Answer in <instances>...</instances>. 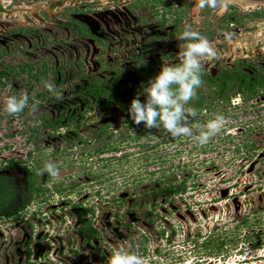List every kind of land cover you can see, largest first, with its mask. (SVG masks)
I'll return each mask as SVG.
<instances>
[{
	"label": "rangeland",
	"instance_id": "obj_1",
	"mask_svg": "<svg viewBox=\"0 0 264 264\" xmlns=\"http://www.w3.org/2000/svg\"><path fill=\"white\" fill-rule=\"evenodd\" d=\"M228 8L243 26L264 16V0H227ZM220 13L199 10L196 0H0V68L45 67V82L63 94L57 99L45 88L41 99L12 116L4 103L12 96L9 80L0 85V168L25 165L35 174L23 208L0 216V264H108L118 249L135 252L145 264H264L263 87L244 100L236 94L229 104L214 100L202 116H189L190 126H201L189 137L137 126L128 107L114 98L105 107L87 89L120 85L121 94L132 92L143 102L144 74L178 63L186 25L227 56V46L213 37L225 23ZM78 22L90 35L77 32ZM231 67L217 56L202 71ZM246 68L264 75V55ZM14 79L23 82L19 93L45 83L29 90L25 73ZM72 110L83 112L76 124L50 135L38 127L41 116ZM216 115L225 117V126L201 145L196 136ZM100 125L111 134H99ZM49 161L58 176L37 175ZM167 172L184 177L183 189L157 198L144 218L128 193Z\"/></svg>",
	"mask_w": 264,
	"mask_h": 264
},
{
	"label": "clouds",
	"instance_id": "obj_2",
	"mask_svg": "<svg viewBox=\"0 0 264 264\" xmlns=\"http://www.w3.org/2000/svg\"><path fill=\"white\" fill-rule=\"evenodd\" d=\"M196 3L199 10L227 9V0H196ZM180 38L187 43L178 51V63L162 65L155 76L142 84V93L145 96L143 102L137 95L131 100L127 111L137 126L142 124L145 129L162 126L173 137H189L193 136L194 127L200 129L201 126L189 125V116L195 117L197 113L195 109L186 108L185 105L197 98V89L203 83L201 76L204 63L217 58V52L212 42L190 25L185 26ZM44 87L57 99H63V94L52 83L45 82ZM28 102L29 96L26 92H21L19 96H9L4 102L5 111L15 116L28 106ZM32 108L35 111L36 105L33 104ZM225 123L224 116L216 115L202 126L196 139L201 145L207 144L221 132ZM45 172L53 178L59 174L56 165L51 161L44 165L42 171L37 170V175ZM108 264H145V260L133 251L118 249L112 253Z\"/></svg>",
	"mask_w": 264,
	"mask_h": 264
},
{
	"label": "trees",
	"instance_id": "obj_3",
	"mask_svg": "<svg viewBox=\"0 0 264 264\" xmlns=\"http://www.w3.org/2000/svg\"><path fill=\"white\" fill-rule=\"evenodd\" d=\"M176 18L177 17H174L175 20ZM77 24V32L79 34L84 36L90 35L86 25H82L80 22ZM19 30L23 31V28H19ZM46 72L47 70L45 67H39L36 69L31 63H21L15 66L8 65L0 68V85L4 84L3 79H8L9 86H7V90L9 95L19 96L21 94L18 92L19 86L22 85L23 82L21 79L18 81L14 79L17 74L25 73L27 79H25L24 84H26V87L31 90L35 83L39 81L45 82ZM158 72V70H154L144 74L145 76L142 79L141 84L147 83L145 77L149 79ZM201 79L203 83L200 88L197 89V98L189 101V103L185 105L186 108L195 109L197 114H201L203 111L205 112V110H209V107L212 108L214 100L224 102V104H229L231 98L235 97L236 94L244 100L257 93L261 87L264 88V75H257V72L247 73L241 69H234L233 71L217 70L212 74H205L202 71ZM120 88L121 86L119 85V87L117 86L108 90L103 86L99 87L98 84H92L87 87L88 90H91L96 95L101 96L100 103H102L105 107L108 106L112 98L119 101V107H129L130 102L133 99L132 92L130 95H124L120 93ZM45 90L46 89L43 86L40 90H37L32 94L27 93L29 96L28 106L34 101V99H41ZM82 113V111L72 110L65 111L63 114H57L55 118L51 119L46 116H41L38 127L41 129L47 128L49 130L47 133L50 135V133L55 131L59 126H65V124L69 122L76 124ZM200 116H202V114L199 115V117ZM122 120H125L124 117ZM28 130L29 136L33 135L36 132V126L29 128ZM73 132H75V130H73ZM103 132L106 135L111 134L110 131L105 130L103 125H100L98 133L103 134ZM67 137L71 138L72 136L68 134ZM101 139H103V137H101ZM103 144L106 143L102 142L100 147H102ZM252 146L253 144H242L241 147L246 150L252 149ZM15 167L24 173L27 182V189L25 192H18L8 177L3 175L0 176V214L2 213L4 216H10L19 209L23 208V206L28 202L26 194L35 182V174L31 169L25 165H16ZM160 174H158L154 179L148 180V183H144L148 186H138L135 191L128 193V196L131 199V208H133L134 205L142 207V215L144 218H147V215L151 214V207L154 205L157 198L161 197L162 200L168 197L171 198L174 194L177 192L180 193V190L183 189V183H185L184 177H177L175 173L172 172L164 173V175ZM4 196L6 198H4ZM123 198L124 196L119 197V199ZM84 208L85 210L90 209L88 207Z\"/></svg>",
	"mask_w": 264,
	"mask_h": 264
},
{
	"label": "flooded vegetation",
	"instance_id": "obj_4",
	"mask_svg": "<svg viewBox=\"0 0 264 264\" xmlns=\"http://www.w3.org/2000/svg\"><path fill=\"white\" fill-rule=\"evenodd\" d=\"M233 3L238 4L236 2ZM227 10L228 12H225V10L221 11L219 17H221V20L225 21V23H221L220 29L213 37L220 47L221 44L227 46V56L224 57V55H220V53H217V56L223 58V61L225 60L227 63H231L232 67L218 70L233 71L234 69H241L247 73H252L251 70L248 71L247 68L244 69V67L250 65L256 54L264 55V16H260L259 19H250L245 23V26H243L239 18H237L239 14L233 12L235 9L228 8ZM225 13L230 14L228 20H225V16L222 17ZM240 28L241 30L239 31ZM246 28H250L251 30H246ZM236 63H238V65ZM254 72L256 73V70ZM1 175L8 177L18 192L26 191L27 182L24 173L16 167L13 166L11 168V166H6L0 168V176ZM18 175L19 177L16 178ZM4 198L6 197L4 196ZM1 215L2 213L0 216Z\"/></svg>",
	"mask_w": 264,
	"mask_h": 264
},
{
	"label": "bare ground",
	"instance_id": "obj_5",
	"mask_svg": "<svg viewBox=\"0 0 264 264\" xmlns=\"http://www.w3.org/2000/svg\"><path fill=\"white\" fill-rule=\"evenodd\" d=\"M248 4H250V5H244V6H246V7H248V6H250V7H253V5H254V3L253 2H249Z\"/></svg>",
	"mask_w": 264,
	"mask_h": 264
},
{
	"label": "water",
	"instance_id": "obj_6",
	"mask_svg": "<svg viewBox=\"0 0 264 264\" xmlns=\"http://www.w3.org/2000/svg\"><path fill=\"white\" fill-rule=\"evenodd\" d=\"M255 1V0H254ZM261 1V0H260Z\"/></svg>",
	"mask_w": 264,
	"mask_h": 264
}]
</instances>
